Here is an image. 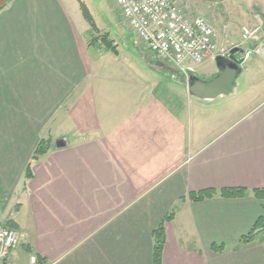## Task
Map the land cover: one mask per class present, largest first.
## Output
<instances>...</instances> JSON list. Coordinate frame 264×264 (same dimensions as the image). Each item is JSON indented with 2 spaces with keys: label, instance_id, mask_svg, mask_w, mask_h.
Here are the masks:
<instances>
[{
  "label": "crops",
  "instance_id": "obj_1",
  "mask_svg": "<svg viewBox=\"0 0 264 264\" xmlns=\"http://www.w3.org/2000/svg\"><path fill=\"white\" fill-rule=\"evenodd\" d=\"M252 4L254 25L264 0ZM67 6L0 10V224L19 237L13 264H153L152 233L172 211L161 264H264V244H239L264 218L253 195L264 190V96L200 141L164 86L87 45ZM42 140L47 151L32 159ZM233 188L245 197L187 198Z\"/></svg>",
  "mask_w": 264,
  "mask_h": 264
},
{
  "label": "rangeland",
  "instance_id": "obj_2",
  "mask_svg": "<svg viewBox=\"0 0 264 264\" xmlns=\"http://www.w3.org/2000/svg\"><path fill=\"white\" fill-rule=\"evenodd\" d=\"M174 1L186 15L201 16L211 23L215 31L218 56L237 47L241 41V28L251 25L248 19L253 16V0ZM67 3L68 11H75L81 18L87 45L101 53L106 52L104 44L99 40L107 37L117 53L108 51L107 56L101 57L116 58L124 68L149 87L160 84L164 86V99L169 105H173L174 98L179 101L177 107L184 108V112L179 114L180 117L190 131L191 122L194 123L196 133L201 134L200 141L207 139L206 135L216 134L264 96V90L259 88L260 81H264V61L255 55L238 54V59L245 60L241 65V74L235 80V91L232 95L221 96L213 101H202L188 94L187 76L178 74L171 65L158 61L135 39L114 0H67ZM81 4L87 8L96 30L91 29L84 19ZM217 74L215 62L210 61L198 68L194 76L201 80H210ZM0 264L3 262L0 261ZM19 264H28V259L20 261Z\"/></svg>",
  "mask_w": 264,
  "mask_h": 264
},
{
  "label": "built area",
  "instance_id": "obj_3",
  "mask_svg": "<svg viewBox=\"0 0 264 264\" xmlns=\"http://www.w3.org/2000/svg\"><path fill=\"white\" fill-rule=\"evenodd\" d=\"M114 1L135 39L178 74L194 75L203 64L218 57L215 31L209 21L186 15L174 0ZM236 48L264 61V22L243 26ZM18 244L17 232L0 224V261L13 264L10 255ZM30 262L36 264L35 257Z\"/></svg>",
  "mask_w": 264,
  "mask_h": 264
},
{
  "label": "trees",
  "instance_id": "obj_4",
  "mask_svg": "<svg viewBox=\"0 0 264 264\" xmlns=\"http://www.w3.org/2000/svg\"><path fill=\"white\" fill-rule=\"evenodd\" d=\"M81 11L84 16V19L89 23L91 29H95L94 22L92 17L90 16L87 8L81 4ZM96 30V29H95ZM101 44H104V50L106 52H116L115 46L112 44L111 41H108L107 37H102L99 40ZM96 42V39H94ZM48 149L47 141H41L38 145L36 151L34 152V156L32 159H36L40 155H43ZM31 177L30 165L26 169V178L29 179ZM246 195V191L240 188H233V189H223L220 191L215 190H204L201 192L190 193L188 195V200L191 202H202L208 199H212L214 197H221L224 199H236V198H243ZM253 195L258 199L264 200V190H256L253 191ZM173 211L168 214L164 222L158 226L156 230L152 233V238L154 241L153 246V264H161L162 260V250L165 244V233H164V223L170 222L173 218ZM11 225V223H9ZM13 229L12 226H8ZM252 243H260L264 244V218L260 217L252 227L251 231L243 236L240 239V245H248ZM212 251L216 253H221L224 251V247L222 245H212ZM36 264H47L44 259L36 256Z\"/></svg>",
  "mask_w": 264,
  "mask_h": 264
},
{
  "label": "water",
  "instance_id": "obj_5",
  "mask_svg": "<svg viewBox=\"0 0 264 264\" xmlns=\"http://www.w3.org/2000/svg\"><path fill=\"white\" fill-rule=\"evenodd\" d=\"M11 0H0V10ZM238 54H245L241 49L234 48L225 56L215 59L218 74L210 80H201L196 76H190L187 80V92L190 96L202 100L213 101L221 96L232 95L235 91V80L241 74V65L245 58L238 59ZM57 149L67 146L65 139L56 141Z\"/></svg>",
  "mask_w": 264,
  "mask_h": 264
}]
</instances>
